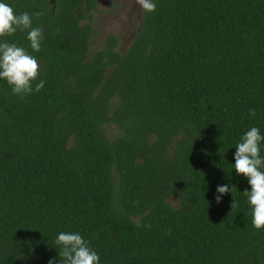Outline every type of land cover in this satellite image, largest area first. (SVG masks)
<instances>
[{
	"label": "trees",
	"instance_id": "16d2710c",
	"mask_svg": "<svg viewBox=\"0 0 264 264\" xmlns=\"http://www.w3.org/2000/svg\"><path fill=\"white\" fill-rule=\"evenodd\" d=\"M97 1L0 0L43 30L0 37L40 65L23 97L0 79V264H60V232L100 264H264L234 169L264 136V0H153L123 51L91 47Z\"/></svg>",
	"mask_w": 264,
	"mask_h": 264
},
{
	"label": "clouds",
	"instance_id": "9594fccd",
	"mask_svg": "<svg viewBox=\"0 0 264 264\" xmlns=\"http://www.w3.org/2000/svg\"><path fill=\"white\" fill-rule=\"evenodd\" d=\"M136 3L145 12H154L156 4L153 0H136ZM32 18L27 13L17 15L14 9L5 2H0V37L13 36L18 30L27 32L30 47L39 52L43 39V30L32 26ZM40 65L35 57L30 55L23 47L15 43L0 41V79L7 81L15 95L25 96L33 92V82L39 76ZM44 81L35 84V91L44 88ZM249 115L255 117L254 109L249 110ZM264 136L260 129L252 127L248 130L235 146L234 169L237 175L244 176L251 191L245 190L247 203L252 209V225L256 229H264V158L261 157V142ZM232 192L228 184L218 186L217 203L221 202L223 194ZM234 197L232 209L237 207ZM59 246L60 264H100L99 255L89 246L79 233L60 232L55 241ZM62 258V259H61ZM50 264H56L55 259Z\"/></svg>",
	"mask_w": 264,
	"mask_h": 264
},
{
	"label": "rangeland",
	"instance_id": "374dc122",
	"mask_svg": "<svg viewBox=\"0 0 264 264\" xmlns=\"http://www.w3.org/2000/svg\"><path fill=\"white\" fill-rule=\"evenodd\" d=\"M142 8L136 0H98L97 7L92 14V23L96 30L91 47L99 46L104 41L108 32H113L118 37L117 48L125 50L140 28ZM109 135L114 131V126L107 127ZM169 201L177 205L176 196H171Z\"/></svg>",
	"mask_w": 264,
	"mask_h": 264
},
{
	"label": "flooded vegetation",
	"instance_id": "af4514ba",
	"mask_svg": "<svg viewBox=\"0 0 264 264\" xmlns=\"http://www.w3.org/2000/svg\"><path fill=\"white\" fill-rule=\"evenodd\" d=\"M51 2H53V0H50Z\"/></svg>",
	"mask_w": 264,
	"mask_h": 264
}]
</instances>
